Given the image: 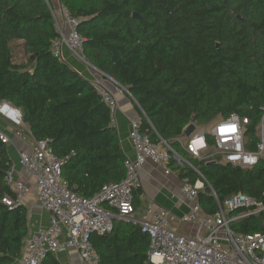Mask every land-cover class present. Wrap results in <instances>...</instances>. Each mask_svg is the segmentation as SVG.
<instances>
[{
    "label": "trees",
    "instance_id": "16d2710c",
    "mask_svg": "<svg viewBox=\"0 0 264 264\" xmlns=\"http://www.w3.org/2000/svg\"><path fill=\"white\" fill-rule=\"evenodd\" d=\"M60 3L79 19L86 59L136 102L142 130L169 141L205 176L210 187L199 201L206 214L218 211L213 192L221 201L244 193L264 202V160L247 169L206 163L177 141L191 122L209 127L231 113L255 117L264 106V0ZM53 13L51 0H0V102L21 109L33 137L47 140L63 160V180L89 198L125 177L126 154L92 82L54 55L60 32ZM17 40L24 41L25 61H16ZM12 165L0 140V198L12 193L5 181ZM177 168L183 178H198L187 166ZM263 224L264 211L233 221L232 228L254 234ZM29 234L24 206L1 203L0 264L18 262ZM91 240L100 264H152L149 236L132 223L116 220L112 231ZM43 264L69 263L50 253Z\"/></svg>",
    "mask_w": 264,
    "mask_h": 264
},
{
    "label": "built area",
    "instance_id": "2783aa9c",
    "mask_svg": "<svg viewBox=\"0 0 264 264\" xmlns=\"http://www.w3.org/2000/svg\"><path fill=\"white\" fill-rule=\"evenodd\" d=\"M53 15L60 32V37L52 43L54 55L62 58V47L66 43L78 60L99 76L91 82L108 106L111 123L115 125L119 105L117 93L129 94L128 90L86 59L85 38L78 29L79 19L64 5H61L59 13L54 12ZM109 84H113L115 90ZM5 104L20 112L18 124L2 113L0 118L12 129L14 137L21 140L22 145L15 144L19 161L30 173L33 182L17 178L12 165L5 177L12 193H5L0 198V204L19 207L30 194H34L50 217L46 228L28 237L26 253L16 264H43L50 253L58 255L69 250L78 252L81 264H100V255L91 235L112 231L116 220L130 222L149 236L148 254L152 264L155 261L151 256L156 253L163 257L161 264H264V224L262 231L254 234H239L232 228L233 221L263 212L264 202L244 193L221 201L213 192L218 211L213 215L204 213L199 195L206 186L210 187L209 182L169 141L160 136L153 140L149 133L144 132L140 114L130 119V141L135 158L126 156L125 177L105 185L98 194L88 198L70 189L63 180V160L55 154L47 140L33 137L21 109L8 102H0V107ZM226 123L236 124V131L222 136L218 129ZM196 137H203L205 146L194 153L189 144ZM0 140L3 144L13 142V138L1 127ZM177 141L189 156L206 163L221 162L233 167L253 168L264 160V106H260L255 117L231 113L209 127L196 125L190 136L183 132ZM245 157H255L256 162H246ZM148 162L164 167L166 174L171 173L172 164L187 166L198 174L194 183L190 177L183 179L181 190L190 204L188 213L177 218L155 202L143 210L135 206L136 192L143 184L142 170ZM175 222L189 225L190 231H179L173 225Z\"/></svg>",
    "mask_w": 264,
    "mask_h": 264
},
{
    "label": "crops",
    "instance_id": "0c3cea01",
    "mask_svg": "<svg viewBox=\"0 0 264 264\" xmlns=\"http://www.w3.org/2000/svg\"><path fill=\"white\" fill-rule=\"evenodd\" d=\"M51 2L54 12L59 13L61 8L60 0H51ZM23 43V40H17L12 44L14 49L16 46L23 47V54H19V56H21L20 62L26 60V53ZM61 59L67 62L73 69L77 70L81 75H83L90 81L99 77L94 71L90 70L85 64L78 60V58L71 52L69 46L66 43H64L62 47ZM109 86L115 90V86L113 84H109ZM117 97L119 105L115 114V126L117 128L121 145L126 156L135 158V150L130 141V119L140 114V111L136 105V102L128 93H117ZM0 127L4 128L13 138L14 143L11 142L4 145L13 160L16 177L24 178L28 182H33L32 176L20 164L19 161L18 149L16 148L15 144L22 145L21 140L14 137L12 129L1 118ZM142 179L143 184L142 188L140 189L141 192L135 196V206L139 210H143L151 202H155L158 206L171 211L177 218H180L184 214L189 212L190 204L184 198L181 190L184 178L181 176L180 170L176 165L172 167L170 174H166L164 167L148 162L145 164L142 170ZM22 206H24V208L26 209L29 220L30 234L28 237H30L40 229L46 228L49 225V213L37 202L34 194H30L29 197L24 201ZM202 211L206 213L203 208ZM173 225L177 227L181 232H189L191 229L189 225H184L179 222H175ZM27 239L25 241L22 256L26 253L27 250ZM56 256L69 264H81L78 257V252L76 250H69Z\"/></svg>",
    "mask_w": 264,
    "mask_h": 264
},
{
    "label": "clouds",
    "instance_id": "9594fccd",
    "mask_svg": "<svg viewBox=\"0 0 264 264\" xmlns=\"http://www.w3.org/2000/svg\"><path fill=\"white\" fill-rule=\"evenodd\" d=\"M0 113L4 114L7 118L13 120L15 123H20L18 117L20 116V112L18 109H13L9 105L5 104L0 107ZM236 124L234 123H226L221 126L218 131L222 136H226L228 133H232L236 131ZM205 146V141L203 137H196L193 138L189 144V149L192 152H196L197 149L203 148ZM246 162L255 163V157H245ZM151 259L155 261V264H161L163 257L161 254L156 253L155 255L151 256Z\"/></svg>",
    "mask_w": 264,
    "mask_h": 264
},
{
    "label": "water",
    "instance_id": "95a60500",
    "mask_svg": "<svg viewBox=\"0 0 264 264\" xmlns=\"http://www.w3.org/2000/svg\"><path fill=\"white\" fill-rule=\"evenodd\" d=\"M134 17H137V18H139L140 16H139V14L138 13H134ZM217 47H219V44H217ZM195 129H196V124L194 123V122H191V123H189V125L184 129V134L186 135V136H190L194 131H195ZM128 223H130V222H128Z\"/></svg>",
    "mask_w": 264,
    "mask_h": 264
},
{
    "label": "rangeland",
    "instance_id": "374dc122",
    "mask_svg": "<svg viewBox=\"0 0 264 264\" xmlns=\"http://www.w3.org/2000/svg\"><path fill=\"white\" fill-rule=\"evenodd\" d=\"M15 55H16V61H20V57L19 54H23V47H20V46H16L15 47ZM84 64V63H83ZM197 125V123H195ZM197 127H201L199 125H197Z\"/></svg>",
    "mask_w": 264,
    "mask_h": 264
}]
</instances>
